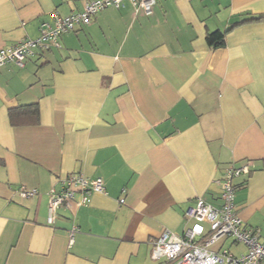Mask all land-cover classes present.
<instances>
[{
    "label": "crops",
    "instance_id": "obj_1",
    "mask_svg": "<svg viewBox=\"0 0 264 264\" xmlns=\"http://www.w3.org/2000/svg\"><path fill=\"white\" fill-rule=\"evenodd\" d=\"M83 1L0 0V48ZM260 15L264 0H156L149 15L125 0L22 67L1 65L0 264H173L151 258L153 239L180 235L196 198L219 205L231 164L249 165L234 206L264 235V19L249 20ZM216 29L219 47L205 38ZM34 102L37 121L10 123V108ZM72 172L104 191L83 204L75 192L48 222L49 191Z\"/></svg>",
    "mask_w": 264,
    "mask_h": 264
},
{
    "label": "built area",
    "instance_id": "obj_2",
    "mask_svg": "<svg viewBox=\"0 0 264 264\" xmlns=\"http://www.w3.org/2000/svg\"><path fill=\"white\" fill-rule=\"evenodd\" d=\"M135 12L145 15L152 13L156 0H127ZM125 0H84L80 11L61 15L56 10L49 13L50 20L43 22L40 34L35 38L22 39L13 45L0 48V66L13 63L22 67L25 59L35 54L36 47H59V36L65 31L74 30L77 26L89 24L95 13L106 6L121 7ZM249 165L231 164L217 180L220 184V204L213 205L198 197L194 204L184 211V218L191 220L180 235L163 230L152 241L151 258H164L173 264H264V235L258 228L245 226L235 210L233 178L247 172ZM61 189L49 191L47 221L53 219L54 210L60 206H69L75 192L80 196L76 204L87 203L91 192L104 191L100 176L87 177L72 172L61 178ZM22 195H30L33 190L21 189ZM123 199L120 198V201ZM77 230L72 225L70 236ZM222 238H231L234 242L245 245V251L234 253L222 244H215ZM214 245V246H213ZM155 264H163L157 261Z\"/></svg>",
    "mask_w": 264,
    "mask_h": 264
},
{
    "label": "trees",
    "instance_id": "obj_3",
    "mask_svg": "<svg viewBox=\"0 0 264 264\" xmlns=\"http://www.w3.org/2000/svg\"><path fill=\"white\" fill-rule=\"evenodd\" d=\"M259 19H264V15L253 16L249 18V20H259ZM224 36H225V31L216 29L211 32H208L205 38H206V42L210 46L219 47L224 45ZM37 117H38V106L37 103L35 102L30 104L18 105L8 110V118L11 124L35 122L37 121Z\"/></svg>",
    "mask_w": 264,
    "mask_h": 264
},
{
    "label": "rangeland",
    "instance_id": "obj_4",
    "mask_svg": "<svg viewBox=\"0 0 264 264\" xmlns=\"http://www.w3.org/2000/svg\"><path fill=\"white\" fill-rule=\"evenodd\" d=\"M222 239H224V238H222ZM230 241H231V239H227L226 240V242H225V245L226 246H230V249L233 251V252H235V253H240V252H244L245 251V245H243L242 243H237V244H230ZM218 242H217V244H215V247H217L218 246ZM214 246V245H213Z\"/></svg>",
    "mask_w": 264,
    "mask_h": 264
}]
</instances>
